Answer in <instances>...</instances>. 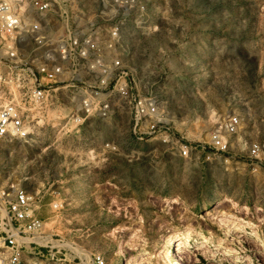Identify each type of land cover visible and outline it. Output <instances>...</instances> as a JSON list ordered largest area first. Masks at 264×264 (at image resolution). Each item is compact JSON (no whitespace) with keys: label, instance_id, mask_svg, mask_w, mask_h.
I'll return each mask as SVG.
<instances>
[{"label":"rangeland","instance_id":"rangeland-1","mask_svg":"<svg viewBox=\"0 0 264 264\" xmlns=\"http://www.w3.org/2000/svg\"><path fill=\"white\" fill-rule=\"evenodd\" d=\"M142 1L159 30L127 24L121 55L156 98L169 141L135 138L128 113L79 133L50 119L28 140H0V193H36L45 223L23 236L41 245L22 244L23 261L86 264L100 253L108 264H264V151L251 153L264 146V0ZM229 117L237 132L208 169L179 154L177 141L207 145Z\"/></svg>","mask_w":264,"mask_h":264},{"label":"built area","instance_id":"built-area-1","mask_svg":"<svg viewBox=\"0 0 264 264\" xmlns=\"http://www.w3.org/2000/svg\"><path fill=\"white\" fill-rule=\"evenodd\" d=\"M147 10L142 0H0V140H28L50 119L58 120L55 125L66 120L62 129L79 133L90 119L128 113L135 138L160 133L168 142V122L156 98L138 89L121 55L127 24L145 35L158 32ZM237 129L238 120L229 117L224 134L221 128L215 130L207 145L177 141L179 154H193L195 160L223 155L227 136ZM103 147L119 150L114 142ZM260 151L263 145L251 148L254 156ZM37 202L36 193L20 187L1 191L0 264H25L22 244L38 248L37 242L22 240L26 234H42L45 223L35 215ZM50 205L53 211L62 206L56 201ZM33 253L44 256L42 249ZM76 258L78 262L61 260L85 264ZM86 262L108 264L100 253H89ZM27 264L42 262L35 257Z\"/></svg>","mask_w":264,"mask_h":264},{"label":"crops","instance_id":"crops-1","mask_svg":"<svg viewBox=\"0 0 264 264\" xmlns=\"http://www.w3.org/2000/svg\"><path fill=\"white\" fill-rule=\"evenodd\" d=\"M218 158H221V157H218ZM211 161L208 162V160H206L203 156L201 159L197 160L196 163L200 164V167L204 170L208 169L209 168V164H210Z\"/></svg>","mask_w":264,"mask_h":264},{"label":"bare ground","instance_id":"bare-ground-1","mask_svg":"<svg viewBox=\"0 0 264 264\" xmlns=\"http://www.w3.org/2000/svg\"><path fill=\"white\" fill-rule=\"evenodd\" d=\"M179 257V256H178ZM181 263V262H180ZM179 264V263H178Z\"/></svg>","mask_w":264,"mask_h":264}]
</instances>
